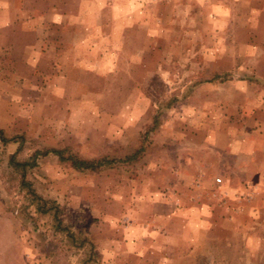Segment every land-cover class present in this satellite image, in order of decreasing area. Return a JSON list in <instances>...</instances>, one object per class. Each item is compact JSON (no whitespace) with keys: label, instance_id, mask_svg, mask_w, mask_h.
<instances>
[{"label":"rangeland","instance_id":"rangeland-1","mask_svg":"<svg viewBox=\"0 0 264 264\" xmlns=\"http://www.w3.org/2000/svg\"><path fill=\"white\" fill-rule=\"evenodd\" d=\"M0 264H264V0H0Z\"/></svg>","mask_w":264,"mask_h":264},{"label":"trees","instance_id":"trees-1","mask_svg":"<svg viewBox=\"0 0 264 264\" xmlns=\"http://www.w3.org/2000/svg\"><path fill=\"white\" fill-rule=\"evenodd\" d=\"M56 153L60 154V151L56 150ZM71 164L75 167V168H79V169H92L95 166H97L98 162H93L90 160H86V159H77V158H72L71 156L69 157Z\"/></svg>","mask_w":264,"mask_h":264}]
</instances>
